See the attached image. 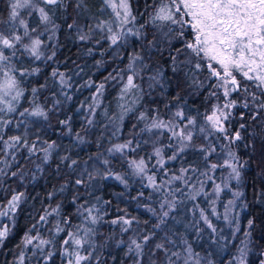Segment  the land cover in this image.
I'll return each instance as SVG.
<instances>
[{"label":"trees","instance_id":"obj_1","mask_svg":"<svg viewBox=\"0 0 264 264\" xmlns=\"http://www.w3.org/2000/svg\"><path fill=\"white\" fill-rule=\"evenodd\" d=\"M12 1L0 0V34L11 37L14 31L22 37L3 50L5 66L16 73L22 95L13 103L14 112H0V212H8L0 216V230L9 228L0 243V264H76L77 253L88 256L81 264H240L241 249L245 264H262L264 109L259 103L264 95L255 83L234 71L241 90L224 97L217 78L210 77L208 62L185 48L193 30L185 26L181 37L179 24L153 19L161 6L172 8L173 0H129L135 17L129 24L136 25L138 35L129 34L114 45L108 37L127 30L106 0H62L58 5L34 0V7L20 11L27 36L19 26L12 27ZM37 4L48 12L49 21L36 16ZM174 18L189 19L182 13ZM36 39L41 41L39 58L31 50ZM198 62L200 69L195 68ZM59 73L66 83L61 84ZM128 75L136 87L125 91ZM232 100L236 106L224 124L225 138L207 117L215 106ZM36 109L46 117L28 114ZM154 122L168 127L151 128ZM236 131L241 139L233 142ZM174 132H190L192 139L181 141ZM13 136L21 141L8 149L4 141ZM129 141L130 148L115 150ZM141 159L146 168L137 173L132 162ZM236 161L238 180L226 165ZM216 183L224 189L214 197ZM229 186L240 195L224 240L203 217L213 222L229 215L220 202ZM17 193L24 195L9 211L8 202ZM168 202L175 207L169 209ZM164 211L169 215L161 223ZM121 217L133 222L112 223ZM25 234L36 239L26 244ZM144 236L150 239L145 242ZM41 240L48 243L41 245ZM133 241L141 245L139 251Z\"/></svg>","mask_w":264,"mask_h":264},{"label":"snow or ice","instance_id":"obj_2","mask_svg":"<svg viewBox=\"0 0 264 264\" xmlns=\"http://www.w3.org/2000/svg\"><path fill=\"white\" fill-rule=\"evenodd\" d=\"M42 3L45 5H58L62 3V0H42ZM34 7L32 0H14L11 4L10 12V21H12V27L15 29L17 26L23 28L24 36L28 35V24L25 20L20 19L19 9L31 8ZM121 8L123 9L124 16L120 21L121 25H127L131 21L135 20V17L131 15V10L126 2H122ZM174 9V11H173ZM40 13V19L44 22L50 20L48 12L45 11V8L40 7L38 9ZM183 16L190 17L188 20L180 19L176 20L174 16L176 14H181ZM119 16V13L117 14ZM154 20H164L170 21L173 24H179L181 31L180 36L183 37V29L185 26H189L194 33L193 40L191 42L185 43V48L190 50L191 54L194 55L198 60L207 61V67L210 70V77L217 78V87L223 88L224 97H228L231 92H238L241 90L240 82L237 80L236 75L233 74V70L238 73L243 79L247 81H252L255 83L256 87L260 89L262 95H264V0H179V3H175L173 0L172 8L161 7L155 14ZM71 27V25L69 26ZM98 27H103V25H98ZM109 32H112V29H108ZM129 34L138 35V33H133L132 29H127L123 33H112L108 39L111 41V44H116L120 39L126 38ZM85 37H81L84 39ZM22 37L20 35L13 34L11 39L7 36L0 34V61H7L8 57L4 55L3 49L13 48L15 45L13 41L19 42ZM41 41L39 39L33 40L31 45V50L33 55H37V48L39 47ZM27 47V46H25ZM138 59V57H137ZM213 62L217 65L220 71L217 70V67L213 66ZM132 65H129L131 68ZM196 69L201 68V63L198 62L195 65ZM38 71V70H36ZM223 73V75L221 74ZM5 79L0 81V112H14L15 108L13 107V101H17L18 98L22 95V91L19 90L18 84L15 76H10L8 72L3 73ZM57 73L53 72V76H56ZM61 79V84L66 83L63 80V73H59ZM136 85L133 83V76H127V83L124 86V90L129 88H134ZM103 85L101 84L97 92H101ZM244 92H248L247 88L242 89ZM35 91V90H34ZM13 93H15L13 95ZM215 95V93H213ZM253 101L257 100L255 94H251ZM11 97V99H7ZM236 106V101L232 100L224 104L221 108L219 105L214 107V110L210 116L207 117V120L211 122V127L220 133L225 134V138H228L227 133L228 129L225 128L224 124L229 120L231 116V109ZM244 107L247 108L248 104L245 103ZM259 107L264 109V102L259 103ZM127 111V109H125ZM28 110L25 109V113ZM219 112V114H217ZM25 113H21L24 115ZM32 116H45L46 113L41 109H36L31 113H28ZM177 116H182V113L177 112ZM194 120H189V124L194 123ZM4 124L10 123V121H3ZM64 123V122H62ZM166 125L163 122H154L151 125V128H166ZM244 125H240V128H243ZM200 131H204L203 128ZM173 135L180 136L181 141L191 140L192 134L189 132L185 135L183 132L173 133ZM2 139V138H0ZM241 139L240 131H236L234 135L231 136L233 142L239 141ZM21 137L13 136L10 137L8 141H4L6 148L15 149L16 145L20 143ZM26 143V142H25ZM131 141L123 144L116 145V151H123L124 149L130 148ZM187 145H184L186 147ZM52 147L49 145V148ZM183 147L181 148V151ZM31 152L32 149H29ZM47 152V149L44 150ZM109 151H112L110 149ZM156 155L160 156V149H156ZM229 156H233V153H229ZM47 159V156L45 157ZM170 159H175L171 157ZM75 163V161H73ZM137 173H143L146 168L145 161L141 159L139 162L133 161ZM160 164H163L164 161L161 159ZM216 165H212V168H215ZM232 169L234 178L237 180L240 177V171L235 164L229 165ZM186 171V170H184ZM13 176L16 173L12 174ZM117 180H120V176L115 177ZM150 181L154 178L149 177ZM182 177L174 176L173 180H179ZM76 183H80L77 181ZM220 186H216V191L219 192ZM23 193L14 194L11 200L8 202L9 211H14L17 205L20 203ZM237 196L240 193H236ZM232 203L231 201L229 202ZM167 206L169 209L174 208L175 205L171 202H168ZM165 207V204H161V209ZM91 209H89V215H91ZM154 211V210H152ZM8 212H0V216L7 215ZM169 215L168 211H164L161 216V223L165 217ZM203 216V213H202ZM208 223L209 227H212L210 221L207 220V217H203ZM46 216H41L40 220L44 221ZM227 219V215H225ZM97 217L92 218V222L96 223ZM121 222L125 225H130L133 221L120 218L119 221H112V223ZM252 221H249L251 225ZM159 227V225H156ZM125 231L127 229H124ZM62 231V229L57 228V232ZM90 231V230H89ZM9 228L7 226L3 227L0 230V243H3L4 239L8 236ZM71 235V234H70ZM36 237H30L25 234L24 242L26 244H31ZM144 241L147 242L150 237L144 236ZM48 241L41 240L40 244H46ZM67 244L68 241H65ZM74 243L77 246H82V241L80 239H74ZM137 251L140 250L141 245L133 241ZM163 247L162 245H157V248ZM241 258L240 264H245V250L241 249ZM51 255V254H49ZM88 259V256H80L76 254V264H81V261ZM71 264V262H70ZM264 264V262H262Z\"/></svg>","mask_w":264,"mask_h":264},{"label":"rangeland","instance_id":"obj_3","mask_svg":"<svg viewBox=\"0 0 264 264\" xmlns=\"http://www.w3.org/2000/svg\"><path fill=\"white\" fill-rule=\"evenodd\" d=\"M34 0H32V2H33ZM107 2H108V4L112 7V9H114V12H115V16L117 17V18H119V19H117L116 17V20L117 21H119V23H120V21L123 19V16H124V12H123V9L121 8V4H122V2H124V0H106ZM14 2V0L12 1V3ZM126 2L128 3V5H129V7H130V4H129V0H126ZM11 3V4H12ZM175 3H179V0L177 1V2H175ZM172 5H173V3H172ZM40 7H42L40 4H37V9H36V11H35V14H36V16L39 18V20H41L40 19V13H39V11H38V9L40 8ZM161 7H164V6H161ZM160 7V8H161ZM52 11H54L55 12V10H56V7L55 6H52ZM23 10H25V9H19L18 11L20 12V11H23ZM119 13V16L117 15ZM189 19H190V17H188ZM21 19V18H20ZM23 19V18H22ZM42 21V20H41ZM43 22V21H42ZM125 30H127V29H129V28H131L132 29V32L133 33H137V29L138 28H136V25L135 24H128V25H125ZM23 29V28H22ZM15 35H18L17 33H15L14 31H12ZM117 32V31H116ZM9 37V36H8ZM10 39H11V37H9ZM192 41V40H191ZM191 41H189V42H191ZM13 43H14V45H15V43H16V41H13ZM0 47H2V45H0ZM15 47V46H14ZM4 50V49H3ZM15 54V53H14ZM5 55V54H4ZM235 70H233V72H234ZM4 72H8L9 73V75L10 76H15V78H16V73L14 74L12 71H10V70H8V68H6V66H5V63H4V61H0V81H3L4 79H5V77H4V75H3V73ZM19 73H22V71H19ZM16 81H17V84H18V88H19V82H18V80L16 79ZM19 90H20V88H19ZM15 93H13V95H14ZM7 99H11V97H7ZM13 103H14V101H13ZM0 107H4L3 105H0ZM217 114H219V112H217ZM0 121H1V119H0ZM231 164H235L236 166H238V163H237V161L236 162H226V165H228V167H229V165H231ZM230 169H231V167H229ZM232 170V169H231ZM229 174V173H228ZM230 174H232V171L230 172ZM227 176V178L230 180L231 179V176H228V175H226ZM235 179V178H234ZM213 182L215 183V181H214V179H213ZM217 185H219L220 186V189L222 190V189H224V185L223 184H220V183H216L213 187H214V191H215V193H213V196L214 197H216L217 196V194H219V192L221 191H219V192H217L216 191V186ZM233 188V189H232ZM227 191L224 193L226 196H227V198L225 199H222L220 202H221V204H222V207L221 208H224V212H226L225 210H227L228 209V213H229V215L227 216V219H225V216L223 217V216H220V218L219 217H217V218H214L213 220V222H211V219L209 218V217H207V220L208 221H210L211 222V224H212V227H210V228H213L214 229V231H216L217 233H218V236H219V238L221 239V238H224V240H227V234L225 235V233H229V230L231 229L230 228V224L232 223V220H233V216H234V209H236L237 208V206H238V203H239V201H238V197L239 196H237L236 195V193H237V191H236V188H235V186L233 187V186H229L227 189H226ZM208 199V197H207V194L206 195H204V198H203V201L204 202H206V200ZM232 202L231 204L229 203V202ZM215 201H212L211 202V211L213 212L214 211V214L216 213V208H215ZM233 206H234V208H233ZM232 207V209H230ZM188 210H185V212H187ZM194 211H196V209H195V206H193L191 209H190V211L188 212L189 214H190V216H191V218L194 216ZM223 212V213H224ZM223 213H221V215L223 214ZM213 214V213H212ZM238 214H239V211H236V213H235V216H238ZM227 215V214H226ZM199 216H201L202 217V214H200ZM205 217V216H204ZM185 218V217H184ZM190 218V219H191ZM190 219H188V220H190ZM219 222L221 223L220 225H219ZM207 223V222H206ZM208 224V223H207ZM233 224V223H232ZM232 226V225H231ZM222 243V242H221ZM224 243H225V241H224ZM225 245V244H224Z\"/></svg>","mask_w":264,"mask_h":264},{"label":"flooded vegetation","instance_id":"obj_4","mask_svg":"<svg viewBox=\"0 0 264 264\" xmlns=\"http://www.w3.org/2000/svg\"><path fill=\"white\" fill-rule=\"evenodd\" d=\"M218 70V69H217ZM218 71H220V70H218ZM221 74L223 75V73L221 72Z\"/></svg>","mask_w":264,"mask_h":264}]
</instances>
